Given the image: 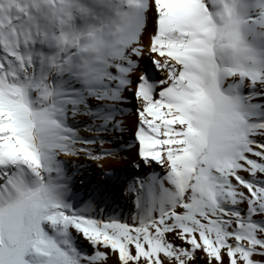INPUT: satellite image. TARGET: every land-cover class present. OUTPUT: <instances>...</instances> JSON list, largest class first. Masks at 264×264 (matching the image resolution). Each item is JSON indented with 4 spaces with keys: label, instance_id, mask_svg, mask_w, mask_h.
Listing matches in <instances>:
<instances>
[{
    "label": "snow or ice",
    "instance_id": "snow-or-ice-1",
    "mask_svg": "<svg viewBox=\"0 0 264 264\" xmlns=\"http://www.w3.org/2000/svg\"><path fill=\"white\" fill-rule=\"evenodd\" d=\"M0 264H264V0H0Z\"/></svg>",
    "mask_w": 264,
    "mask_h": 264
},
{
    "label": "bare ground",
    "instance_id": "bare-ground-1",
    "mask_svg": "<svg viewBox=\"0 0 264 264\" xmlns=\"http://www.w3.org/2000/svg\"><path fill=\"white\" fill-rule=\"evenodd\" d=\"M93 179H95V177H93Z\"/></svg>",
    "mask_w": 264,
    "mask_h": 264
}]
</instances>
